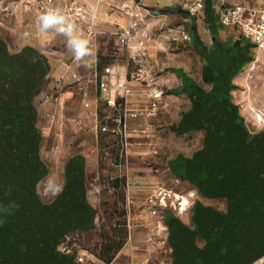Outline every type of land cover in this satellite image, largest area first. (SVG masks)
Returning a JSON list of instances; mask_svg holds the SVG:
<instances>
[{"label": "crops", "instance_id": "crops-1", "mask_svg": "<svg viewBox=\"0 0 264 264\" xmlns=\"http://www.w3.org/2000/svg\"><path fill=\"white\" fill-rule=\"evenodd\" d=\"M55 1L61 6L71 0ZM73 1L86 5L96 16L97 35H79L76 26L65 19L61 24L42 31L41 15L30 0H0V66L3 69L7 65L8 79L15 69L16 78L14 80L11 76L9 83L7 80L8 86L17 87L22 83L25 88L22 98L12 100V115H23L21 120L16 118L20 130L17 137H37L35 153L38 154L42 174L34 184L52 181L62 185L57 195L45 197L49 203L46 208H50L55 215L50 222L56 235V249L65 235L79 230L87 231L94 224L95 212L90 204L88 186L93 170H98L101 140L105 137L100 126L107 110L98 101L99 81L105 67H113L118 75L127 78L128 86L133 91L131 108L149 107L145 86L131 79L137 65L130 59L129 51L118 46L117 33L129 25L130 18L114 8L121 2L132 6L130 0H110L109 4L100 0ZM193 1L179 0L162 6L146 0L138 8L142 19L131 43L147 49V67L159 81V91L164 94L159 102L164 105L154 119L138 117L129 120V197H134L131 199L135 204V199L141 202L148 191L159 189V177L156 176L159 173V120L162 117L176 118L170 124L175 134L201 132L204 137L201 146L194 147L191 153L183 152L186 156L178 155L168 160L171 172L191 185L198 194V201L188 211L189 214L184 217L186 219L167 213L160 216L159 222L164 224L165 239L172 254L171 264H253L264 257V133H252L247 128L230 94L233 72H237L256 49L252 43L242 39L234 27L231 34L226 35L212 29L213 41L205 42L198 34L196 16L204 12L207 19L215 5L214 16L220 24L218 2L207 0L205 9L193 17L192 23V17L183 13L181 8ZM253 1L231 0L247 5ZM68 27L71 28L70 33L60 31ZM167 27L187 31L192 37L191 41L168 43L165 38ZM236 34H240L239 38ZM74 38L87 41L88 55L76 59L72 44ZM236 52L240 58H235ZM235 60H238L236 66L233 64ZM197 62L200 68L197 75L187 73ZM21 68L24 69L23 74ZM223 78L230 80V87ZM5 86L0 83V87ZM79 87L84 90L79 91ZM64 89L68 90L67 93ZM87 102L88 108L85 107ZM176 102L183 105L178 109V115H173ZM25 116H28L32 126L21 130L20 124ZM230 117L247 136L245 142L241 143L248 144L246 140L249 136L252 141L249 142L251 146L243 145L240 149L228 147V154L248 153L260 157V161L251 168L240 169L241 174L236 177L234 173L227 177V170L215 161L219 160V154L225 152L217 139L222 131L217 125L224 126L225 120ZM42 119L51 128L58 122L62 123V127L52 132L46 124V128L42 129ZM65 122L69 123L66 125ZM213 122L215 127H212ZM223 132L225 137L231 134L226 129ZM55 137L59 138V148H55L52 142ZM20 148L21 154L28 155L19 160L29 176L32 169L35 171V157L30 161L29 156L33 147ZM43 150L48 155L45 159L42 158ZM3 152L4 149L0 148V154ZM52 154L67 156L61 179L53 177L54 170L48 161ZM244 175L250 177L249 185L242 181L241 176ZM241 188L246 193L243 197L239 194ZM218 198L227 201L221 213L206 206ZM220 217L225 218L224 222L233 228L231 231L220 230L217 226ZM242 236L247 247L241 248L240 245L233 248L235 240ZM59 263L66 264L64 260ZM67 264L71 263L67 261ZM72 264H75L74 261Z\"/></svg>", "mask_w": 264, "mask_h": 264}, {"label": "rangeland", "instance_id": "rangeland-1", "mask_svg": "<svg viewBox=\"0 0 264 264\" xmlns=\"http://www.w3.org/2000/svg\"><path fill=\"white\" fill-rule=\"evenodd\" d=\"M147 1L148 3H158L164 6L179 0ZM212 1L216 3V0ZM214 11L215 5H213L207 19L204 12H200L196 16L198 34L208 43L213 41V30L226 35L231 34L230 31L234 29L232 26L218 24ZM236 35L238 37L240 34ZM242 41L244 42V40ZM230 43L232 44V42ZM235 55V58H240L237 52ZM246 61V63L241 64V68L237 72H233V87H231L232 92L230 95L247 128L252 133H264V52L252 51ZM4 63L5 60H3V65ZM233 64L236 66L238 60H235ZM23 66L21 65V67ZM3 67L1 69L0 66V83L6 86L0 87V102H2L0 103V148L4 149L2 153L4 155L0 154V264H60L59 262H63V260L66 264L67 261L71 264L72 261L75 264H171L172 254L165 239L164 224L161 225L159 222L160 216H165L167 213L186 219L184 217L198 201V194L192 189L191 185L177 178L167 164L170 158L188 154V151L191 153L194 147L201 146L203 133L196 132L178 136L170 129L171 122L176 118L167 119L162 117L159 120V173H156V176L159 177V189H166L172 191L173 194H177V196H183L187 200L186 204L189 203L188 209L184 213L172 209L173 207L170 205L171 208L162 210L159 217L151 216L145 202L155 190L148 191L141 202H137L135 199V204L128 205V199L130 198L128 177L114 169L109 162L103 159L106 151V145L104 144L106 139L103 136L98 170H93L92 181L88 186L89 193H93L90 196V204L95 212L94 224L87 231L79 230L65 235L59 246L69 254L60 253L54 247L53 237L55 233L52 232L53 227L50 222L55 215L54 212L50 211V208H46L49 203L45 197L51 198L53 196L50 192L45 191L49 181L34 184L42 174L38 154L35 153L36 143L32 140L26 144L33 147L32 150L30 149V161L35 157V171L33 172L32 169L29 176L26 175L28 173L25 170L26 167L19 160L25 157L26 154L20 153L21 144L13 143L16 139H19L17 134L20 130L15 118L16 115H12L14 112L12 100L14 101L17 97L22 98L25 88L22 83L21 86L17 87L8 86L7 80L9 83L12 79L11 76L14 80L16 78L15 69L10 73L8 79L7 65ZM23 70L21 68V74H23ZM199 70L197 62L195 66H192V69L187 70V73L197 75ZM163 95L162 97H164ZM163 105L159 102V111ZM182 105L178 102L174 103L173 115H178L177 111ZM45 122V120L41 121L42 129L46 128V124L48 125ZM67 123L69 122H65L66 125ZM214 124L213 122L212 127H215ZM61 125L62 123L58 122L51 128L49 124L48 129L56 132L62 127ZM217 127L220 131L222 129L220 137L218 135L217 139L222 143L221 147L225 152L219 154V160L216 159L215 161L222 166L221 168L224 167L227 170L225 171L227 177H230V173H234L236 177L241 174L240 169L251 168L257 161H260L259 155H248V153L241 155L228 154L230 152L228 147L240 149L243 145L244 147L251 146L249 142L252 139L249 134L246 140L248 144L241 143L242 141L245 142L247 136L243 135L244 131L240 126H237L235 120H231L230 117L225 120L224 126L217 125ZM63 128L66 129L67 127L64 125ZM225 129L232 136L228 134L229 138L225 137L223 134ZM52 142L55 144V148H59V145H61L59 138L56 139L55 137ZM26 156L28 157V155ZM47 156V153L43 150L42 158L45 159ZM50 156L52 158L48 161L54 170L55 176L53 177L54 179H61L62 166L67 156L64 154H52ZM241 179L247 185L251 182L250 177L247 175L241 176ZM239 194L244 196L246 193L241 188ZM172 199L177 202L173 195ZM226 205L225 198H218L206 204L207 207L219 213L224 210ZM220 218L217 219L220 222V224H217L220 230L227 231L228 229V231H231L233 228L224 222L225 218ZM235 241L236 244L233 248L240 245L241 248L247 247L243 236ZM227 261L228 259L223 260V263Z\"/></svg>", "mask_w": 264, "mask_h": 264}, {"label": "built area", "instance_id": "built-area-1", "mask_svg": "<svg viewBox=\"0 0 264 264\" xmlns=\"http://www.w3.org/2000/svg\"><path fill=\"white\" fill-rule=\"evenodd\" d=\"M20 1V0H18ZM36 7L37 12L43 16L48 13H55L63 19L75 25L79 35L93 37L98 34L97 19L86 5H79L71 0L58 6L55 0H30ZM109 4L110 0H100ZM146 0H130L132 6L126 2H121L115 6V10L120 14L130 18L129 25L117 33L118 46L129 51L130 59L137 65V69L132 73L131 79L142 83L147 91L149 99L148 109L142 107L131 108L130 99L133 91L128 86V80L122 75H118L113 67H105L103 76L99 81L98 101L103 104L107 113L103 115L104 122L100 126V131L105 135L106 151L103 159L119 172L128 177L130 161V119L143 117L151 120L157 117L159 111V98L162 93L159 91V81L149 65L148 52L145 47H135L131 43L137 35L140 27L139 21L142 19L138 8L142 7ZM207 0H194L191 4L185 3L181 10L185 14L194 17L205 9ZM217 15L219 22L223 26L236 28L241 37L252 43L257 52H264V0H254L252 4L233 3L231 0H217ZM6 8H4V11ZM165 38L168 43H178L191 41V35L187 31L167 27ZM116 55V52L114 53ZM148 63V64H147ZM79 82V80H78ZM83 91V87H79ZM89 107V103H85ZM90 195H93V193ZM172 195L177 202L172 199ZM183 196H177L172 191L157 189L151 194L146 202L147 209L152 217H159V213L167 208L178 210L180 213L187 211L189 203L183 205ZM188 197V196H187ZM171 199V200H170ZM134 203L129 198L128 205ZM58 250L64 252L59 246ZM69 254L68 252H64ZM93 264V263H88ZM253 264H264V257L258 259Z\"/></svg>", "mask_w": 264, "mask_h": 264}, {"label": "clouds", "instance_id": "clouds-1", "mask_svg": "<svg viewBox=\"0 0 264 264\" xmlns=\"http://www.w3.org/2000/svg\"><path fill=\"white\" fill-rule=\"evenodd\" d=\"M41 21V30H47L52 28L55 25L61 24L63 18L56 15L55 13H48L40 17ZM60 31H64L67 33L71 32V28H61ZM72 44L75 50V57L76 59H80L85 55H88V48H87V41L82 39L74 38L72 40ZM62 190V185H58L52 181H49L47 188L45 189L46 192H50L53 196L57 195Z\"/></svg>", "mask_w": 264, "mask_h": 264}, {"label": "trees", "instance_id": "trees-1", "mask_svg": "<svg viewBox=\"0 0 264 264\" xmlns=\"http://www.w3.org/2000/svg\"><path fill=\"white\" fill-rule=\"evenodd\" d=\"M23 115H21V116H19V115H16V117L15 118H20V120L21 119H23V117H22ZM27 117L28 116H25V118H24V122L22 121L21 122V130H22V128H29V127H31L32 125H31V123H30V120H28L27 119ZM33 133V132H32ZM34 141L35 143L37 142V137L36 138H34V137H31V138H28L27 136H25V137H19V139H16V141L15 142H13L14 144H17V145H20V146H25V147H27V149L30 147L31 148V146H29V145H26V144H28L29 142H31V141ZM1 155H4V154H1ZM27 157V156H26ZM54 240L56 239V235L54 234ZM53 240V241H54Z\"/></svg>", "mask_w": 264, "mask_h": 264}, {"label": "water", "instance_id": "water-1", "mask_svg": "<svg viewBox=\"0 0 264 264\" xmlns=\"http://www.w3.org/2000/svg\"><path fill=\"white\" fill-rule=\"evenodd\" d=\"M183 13H185L183 10H181ZM192 34H194V29L192 30ZM230 85H231V83H230V80H229V87H230ZM228 95H229V93H227V95H226V99L228 98ZM192 245V244H191ZM192 247V246H191Z\"/></svg>", "mask_w": 264, "mask_h": 264}, {"label": "bare ground", "instance_id": "bare-ground-1", "mask_svg": "<svg viewBox=\"0 0 264 264\" xmlns=\"http://www.w3.org/2000/svg\"><path fill=\"white\" fill-rule=\"evenodd\" d=\"M178 199H181V200H182V204H183V205H185V204H186V202H187V200H186V199H184L183 197H181V198H178Z\"/></svg>", "mask_w": 264, "mask_h": 264}, {"label": "flooded vegetation", "instance_id": "flooded-vegetation-1", "mask_svg": "<svg viewBox=\"0 0 264 264\" xmlns=\"http://www.w3.org/2000/svg\"><path fill=\"white\" fill-rule=\"evenodd\" d=\"M223 81H224L225 83L229 84V80H228V79L226 80V79L223 78ZM230 83H231V82H230Z\"/></svg>", "mask_w": 264, "mask_h": 264}]
</instances>
